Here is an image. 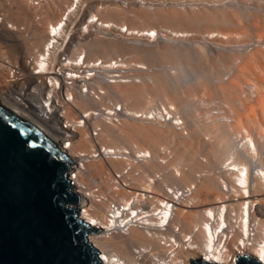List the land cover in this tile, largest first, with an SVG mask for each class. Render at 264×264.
I'll list each match as a JSON object with an SVG mask.
<instances>
[{
	"label": "bare ground",
	"instance_id": "1",
	"mask_svg": "<svg viewBox=\"0 0 264 264\" xmlns=\"http://www.w3.org/2000/svg\"><path fill=\"white\" fill-rule=\"evenodd\" d=\"M2 1L0 60L4 45L10 57L20 60L23 75L30 80L25 60L37 61L46 49L50 59L44 75L49 85L45 82L42 101L33 103L36 108L29 117L42 121L58 140L65 132L60 116L68 119L66 125L73 121L71 126L75 130L87 126L88 130L78 131V139L77 134L73 135L68 149L61 147L73 158L91 147L90 128H99L96 141L102 146L114 151L126 148L135 156H142L137 165L116 152L108 159L76 165L80 176L72 182L78 192H93V188L86 187L91 180L104 186L98 191L106 203L89 204L91 211L79 216L83 220L84 215L83 221L96 230L87 238L97 249L101 263L192 264L200 260L236 264L239 257H247L264 264V12L249 15L244 24L236 12L222 9L228 6L226 3L241 5L247 0H196L200 8L202 5L201 11L190 10L191 14L182 8L195 0H122L121 5L117 0H86L92 4L90 16H80L70 30L69 22L76 17L83 0L51 1L40 8H32L29 0H12L11 4ZM255 1L258 10L264 7L263 2L258 5L261 0ZM98 3L106 4L99 8ZM107 31L116 40L92 35L91 41L72 42L74 35ZM161 37L179 41L191 38L193 51L189 47L191 52L185 48L183 53L166 44L154 50H141L133 42L126 43ZM196 37L216 50L215 55H203L201 38L197 41ZM65 41L66 46L71 43L70 53L61 61L58 52L61 48L66 50ZM227 48L234 52L232 56L227 55ZM85 52L80 63L78 58ZM128 53L134 59H125L122 54ZM152 60L163 64L164 70L170 67L167 71L147 73L146 65ZM184 61L197 63L193 72L191 67L187 72L193 76L183 77L193 85L176 91L173 87L185 73L179 76L176 69ZM229 62L234 71L229 73L226 69L225 74ZM65 68H71L70 72L66 73ZM135 68L141 70L138 77L129 75ZM77 69L86 73L77 75ZM117 69L127 70L124 78L128 80L111 83L109 79L115 77L107 71L114 75ZM7 79L0 66V84H7ZM224 80L229 84L223 85ZM211 81L217 84L213 90L209 87ZM239 82L244 83V90ZM227 85L236 90V98L229 97L233 105L224 104L222 97L214 101L219 89L224 94L231 93ZM195 98L204 99L203 103L199 101L200 110L197 107L188 111L185 102ZM1 102L21 111L15 100L10 104ZM117 103L124 118L115 124L103 122L117 116L113 108ZM104 106L109 114L100 112ZM127 165L133 170L123 180L116 179L114 174L103 178L109 168L121 177L120 171ZM119 181L125 185L129 181L131 189H124ZM172 185L179 190L166 193ZM224 238L228 245L221 254L217 248Z\"/></svg>",
	"mask_w": 264,
	"mask_h": 264
},
{
	"label": "water",
	"instance_id": "2",
	"mask_svg": "<svg viewBox=\"0 0 264 264\" xmlns=\"http://www.w3.org/2000/svg\"><path fill=\"white\" fill-rule=\"evenodd\" d=\"M70 171L48 127L0 101V264H102ZM236 264L258 263L239 257Z\"/></svg>",
	"mask_w": 264,
	"mask_h": 264
},
{
	"label": "built area",
	"instance_id": "3",
	"mask_svg": "<svg viewBox=\"0 0 264 264\" xmlns=\"http://www.w3.org/2000/svg\"><path fill=\"white\" fill-rule=\"evenodd\" d=\"M51 1H57V0H29L30 2V6L32 8H40L44 5H46L47 3L51 2ZM77 1V0H75ZM0 28L2 26V24L4 23L2 20L3 16L2 13H0ZM38 19V16H36V20ZM35 20V21H36ZM9 27V25H7ZM10 29V28H9ZM12 32H16L14 29ZM0 36H1V29H0ZM67 41V40H66ZM64 42L63 47L66 46L67 42ZM69 45L66 46V50H64V48H61L60 51L58 52V55H60V60L61 61H65V58L67 57L68 53H70L69 50ZM6 46L2 45L1 47V51L4 54L3 57L0 60V66L1 69L5 72V75L8 76V79L6 80L7 84H2L0 85V101H5L8 104H10V101L15 100L17 101L19 104H16L20 109H21V113L28 116L31 114V112L33 111V107L36 108V105H34V102H41L42 101V97L43 94H45L44 91V84L46 82L47 85H49L48 80L45 81L44 79V75H46V71L49 67V55L47 53V49L45 50V54L43 57H38L37 61L33 58H29L25 60V65L27 67V70L30 72L32 79L27 80L26 77L23 75L22 69L23 68L21 66V62L20 60H16L13 57H10L7 52L5 51ZM8 50V48H7ZM77 53H75L74 55H76ZM84 55H80V57L78 58V61L81 63V61L83 60ZM60 63V61H59ZM100 63V62H99ZM98 64V63H97ZM113 65V64H112ZM114 66V65H113ZM66 69V73L70 72L69 70L71 68H65ZM75 68H72V70ZM118 72H116L114 75H112L113 73L111 72V70L107 71V74L115 78H110L109 81H111V83L115 81H118L119 79L121 80H128L127 78H124V76L127 75V70H119L117 69ZM74 72V71H71ZM78 74L80 75L82 74V72H85L83 69H77ZM86 73V72H85ZM74 74V73H71ZM54 75V74H52ZM116 76H123L122 78H116ZM60 77V76H59ZM87 79V78H86ZM110 83V84H111ZM46 97V95H44ZM43 105V104H42ZM108 106H112V102H108L107 103ZM113 108L116 109V113L117 116L113 115L111 119H107V120H102L103 122H106L107 124H115V123H119L124 117L121 115V110H120V106L115 105L113 106ZM156 109V108H155ZM109 109H105V106L100 108V112L103 114H109ZM157 110V109H156ZM154 113V111H153ZM29 114V115H28ZM65 119L63 116H60V121L62 122V127L65 130V132H63L62 134L59 135V141L61 144V147L68 149L70 147V144L72 139H73V135L77 134L76 139H78L79 137V133L78 131L80 130H88L86 129L87 126L85 128H80L75 130L73 128V126H71V122L70 121L67 122L68 125H66L65 123ZM81 122H83V119H80ZM79 121V122H80ZM79 126H82V124H80ZM92 127V126H90ZM97 130L99 131V128H97ZM98 131H95L94 128H90L89 132L91 133V137L93 138V140L91 141V147H89L88 149H86L85 151L80 152L78 155H76V158H73L72 156L66 154L70 159H71V171H70V185H71V190L73 192H76V194H78L81 198V202H79L78 204V215L80 216V214H88L91 209L89 208V204L92 205H97L102 203H106L103 202L105 201L104 198L102 197L100 191H98L99 188L104 189V186L102 185H97L94 182H92L93 180H91V182H87L86 186L88 188H93V192L91 193H81L78 192L73 185L72 180H74V178L79 177L80 173L79 170L76 168L77 164H88V163H92V162H96L99 159H108L109 156H111V154L113 152L116 153H123V156H127L128 158L132 159L133 161L131 162L132 165H137L141 163L142 160V156H135L134 154H132V152L129 149L126 148H122V149H115V151L113 149H110L111 147H107V146H102V144L98 143V141H96V136L98 134ZM163 156L165 155V152L163 150H161ZM133 156V157H130ZM135 156V157H134ZM148 158V157H146ZM79 159V162H78ZM169 159V158H168ZM168 162V161H167ZM164 164V163H163ZM109 168V166H108ZM82 169V168H81ZM133 170V167L130 165H127L124 169H122L120 171V176L116 175L114 172V169L109 168L106 171V174L103 176L104 179H106L107 176H112L113 174L115 175L116 179H120L123 180L124 177L128 176L129 173ZM82 175V174H81ZM86 175V174H85ZM106 176V177H105ZM135 176H138V172H135ZM95 180V179H94ZM122 183V181H119V183ZM117 182H115L116 184ZM130 182L128 181V183L125 185L122 183V185L124 186V189H131V186L128 185ZM119 186V185H118ZM117 186V187H118ZM179 187L172 185L166 193H176V190ZM132 190H137L132 189ZM180 192V191H179ZM177 192V193H179ZM137 193V192H135ZM109 191H106L105 195H108ZM90 195H95L97 196L95 199H92L90 197ZM85 199V200H84ZM95 200V202L93 201ZM87 204V206H86ZM86 206V208H85ZM86 210V211H85ZM85 220V216L83 215ZM86 223V222H85ZM228 239L226 240L225 238L221 241V243L219 244V247L217 248L221 254H224L226 251V246L228 245Z\"/></svg>",
	"mask_w": 264,
	"mask_h": 264
},
{
	"label": "rangeland",
	"instance_id": "4",
	"mask_svg": "<svg viewBox=\"0 0 264 264\" xmlns=\"http://www.w3.org/2000/svg\"><path fill=\"white\" fill-rule=\"evenodd\" d=\"M11 1V2H10ZM86 0H83V5L80 7L81 9L78 11V13H77V15H76V17L73 19L72 18V20L69 22L70 24H69V29L70 30H72L73 29V27L75 26V23H77V21H78V19H79V17L80 16H82V15H87L86 17H88V16H90V15H88V14H90L89 12L91 11V2L90 1H93V0H90L89 2L88 1H86ZM116 1V0H115ZM118 1H120V2H118ZM140 1V0H139ZM239 1V0H238ZM246 1V0H245ZM248 1L249 0H247L246 2H242V3H240L241 5H239V3H232L231 5H230V3H226V5H228V6H226V7H224L222 10H224V11H229V10H233L234 12H236L237 14H238V16H239V18H240V20H241V22L242 23H244V24H247V20L249 19V15L251 16V14H254V15H256V14H262L264 11H262V10H264V7L262 6V2L264 3V0H261V2L260 3H258V5H260L261 4V6H262V8H260L259 10H258V8L256 7V4H257V1H255V0H252L253 1V3L251 2V1H249V3L250 4H247L248 3ZM3 2V1H2ZM4 2H6L7 4H9V2H10V4L12 3V0H7V1H5L4 0ZM3 2V3H4ZM111 2H114V0H112ZM119 5H121V3H122V0H117L116 1ZM115 2V3H116ZM198 2V1H197ZM196 2V0L195 1H193V2H191L192 4H190V3H188L187 5H185V7H183L182 9H184V11L187 13V14H191L192 13V11L194 12V13H197V12H200L201 10V8H202V5H201V8H200V4H199V2L197 3ZM256 2V3H255ZM3 3H1V4H3ZM5 3V4H6ZM142 3V2H141ZM195 3V4H194ZM244 3V4H243ZM252 3V4H251ZM255 3V4H254ZM91 4V5H90ZM100 4V5H99ZM106 4V3H105ZM105 4H101V3H98L97 4V7H99V8H103L104 7V5ZM199 4V5H198ZM225 5V4H224ZM230 5V6H229ZM238 5V6H237ZM249 5V6H248ZM108 6V5H107ZM154 5H150V9L152 8V9H154V7H153ZM184 6V5H183ZM260 6V7H261ZM1 7V6H0ZM124 7H126V5L124 6ZM187 7V8H186ZM189 8H191V9H189ZM196 8V9H195ZM200 8V9H199ZM226 8V9H225ZM253 8V9H252ZM257 8V10H254V9H256ZM1 9V8H0ZM186 9V10H185ZM199 9V10H198ZM243 9V10H242ZM2 10V9H1ZM0 10V13H2L3 14V10L1 11ZM100 10V9H99ZM103 10V9H102ZM189 10V11H188ZM190 10H191V13H189L190 12ZM196 10H198L197 12H196ZM236 10V11H235ZM88 11V12H87ZM81 12V13H80ZM256 13V14H255ZM1 15V14H0ZM262 15H264V14H262ZM262 15L260 16V15H257V16H259V17H262ZM77 18V19H76ZM74 22V23H73ZM7 23V22H6ZM71 25V26H70ZM176 25H178L179 26V24H175V26ZM248 26V25H247ZM22 27V26H21ZM20 27V28H21ZM71 27V28H70ZM23 28V27H22ZM193 28V27H192ZM196 28H198V27H196ZM196 28H194V29H196ZM95 28H93V30H94ZM161 30H164L163 28L161 29ZM250 30V32H251V29H249ZM253 30V29H252ZM19 31V30H18ZM17 33V32H16ZM96 33V32H95ZM94 32H92V34H90L89 36L87 35V34H85L84 33V35L82 36V35H74L73 37L75 38L72 42L74 43V44H76V43H78L79 41H80V43L82 42L83 43V41H91V39H93L95 36H97L98 38H100V37H104L105 39H108L109 40V38H111V40L113 39H115V36H113V35H110V34H112L111 32H106V34H105V32H104V34L103 33H101V34H99V32H98V35H97V33L95 34ZM190 33H192V32H190ZM28 34V33H27ZM86 35V36H85ZM92 35H94V37L92 36ZM99 35H100V37H99ZM104 35V36H103ZM109 35V36H108ZM164 35L165 36H167L168 37V35L167 34H165L164 33ZM25 36H26V34H25ZM77 37V38H76ZM166 37V38H167ZM86 38H88V39H86ZM103 38V39H104ZM166 38H164L163 39V37H161L160 39H151L150 41H136V43L134 42V41H128V42H126L127 44L129 43L130 45H131V42H133L132 44H133V46H137V47H140L141 48V50L142 49H146V50H148V48H149V50H154L155 48L154 47H156V49H158V48H160L162 45H164V46H173L172 48L173 49H180V50H183L182 52L184 53V51H185V48H186V51L187 52H191V51H188L187 49L189 48V47H191L190 49L192 50L193 49V46L191 45L192 44V41H191V38L189 39H182V40H177V39H166ZM201 37H196V38H194V39H196L197 41L200 39ZM83 39V40H82ZM116 40V39H115ZM76 41V42H75ZM93 41V40H92ZM126 41V40H125ZM176 41H178V42H176ZM189 41V42H188ZM181 42V43H180ZM199 44H201L200 46H201V50L203 51V55H205V56H207V58H210V57H212V56H214L215 55V52H216V50H214L210 45L208 46V45H206L205 44V42H204V40L201 38L200 40H199ZM202 42H204V43H202ZM190 43V44H189ZM166 44V45H165ZM71 45V43L69 44V46ZM204 45V46H203ZM146 46V47H145ZM83 47V46H82ZM176 47V48H175ZM205 47V48H204ZM184 48V49H183ZM207 48V49H206ZM84 49H85V46H84ZM189 49V50H190ZM204 49V50H203ZM229 48H227V55H230V56H232V54L234 53H232V52H230L229 50H228ZM206 50V51H205ZM5 51L6 52H8V50H6L5 49ZM193 51V50H192ZM210 51H212L210 54H209V52ZM228 51L230 52L229 54H228ZM204 52H205V54H204ZM213 53V54H212ZM225 53H226V51H225ZM232 53V54H231ZM83 54V53H82ZM85 54H87L86 52L83 54L84 56H85ZM123 56H124V58L125 59H127L128 57H130L128 60H132V59H134L133 58V56L134 55H132V57H131V54H122ZM129 55V56H128ZM226 55V54H225ZM127 57V58H126ZM229 57V56H228ZM228 61V60H227ZM185 62V61H184ZM194 62V61H193ZM155 63V64H154ZM186 63V62H185ZM185 63H181L180 64V68L178 67V69H176L178 72H176V73H178L179 74V76H181V77H178V80H179V82L175 85V84H173V85H175L174 87H173V89H179V90H181V91H183L184 90V88H186L189 84H191V85H193V83H190L189 81H184L183 79V77H185V76H193L192 74L193 73H191L190 75H189V73H187V72H189L190 70V67H191V70L192 71H190V72H193V69H195V67L197 66V63H193L192 65L191 64H187L186 63V65H185ZM150 64V65H149ZM163 64H161L160 65V63H156L154 60H152V61H150L147 65H146V68H147V71H145V72H147V73H150V72H155V70L156 71H163L164 69H163V66H162ZM187 65H189V66H187ZM191 65V66H190ZM227 65H229V66H227ZM226 65V68H225V71H224V73L225 74H228V72L230 73L231 72V69L233 70V68H231V67H233V66H231L230 67V62H229V64H227ZM232 65V64H231ZM162 66V67H161ZM182 66V67H181ZM135 67V66H134ZM168 67H170V66H168ZM165 68V70L164 71H167V69H169V68ZM175 68H177L176 66H175ZM138 68H135V69H132V71L131 72H129V75L130 76H133V74H134V76L135 77H138V76H140V74H141V70H137ZM226 69H228L229 71L227 72L226 71ZM134 70V71H133ZM136 70V71H135ZM175 70V71H176ZM188 70V71H187ZM208 70V69H207ZM139 71V74L137 73ZM172 71H173V69H172ZM175 71H174V75H177V74H175ZM234 71V70H233ZM132 72H135V73H137V75L135 74V73H132ZM180 72V73H179ZM181 72L183 73V72H185V73H183V74H181ZM181 74V75H180ZM225 74H223V76H225ZM3 76H4V73H3ZM133 76V77H134ZM178 76V75H177ZM226 77V76H225ZM180 78V79H179ZM223 79H225V78H223ZM138 80V78H136V81ZM141 81V80H140ZM184 81V82H183ZM228 81V80H227ZM226 80H224L223 82V85H226V84H229V81L227 82ZM193 82V81H192ZM213 81H211V83H212ZM226 83V84H225ZM137 84H140V83H137ZM179 84V85H178ZM237 84H239V86L240 87H242V89H243V87H244V83L242 84V82H239V83H237ZM0 85H2V84H0ZM209 85H211V86H209L210 88H211V90H213V89H215V86H217V84L215 83V82H213L212 84H209ZM246 85V84H245ZM228 86H230V85H227L226 87H228ZM213 88V89H212ZM232 88V89H231ZM228 87V89H230V94L228 95V91H227V93L226 94H224V93H222V91L219 89L218 91H217V96H218V98H216V96L214 97L215 99H214V101L216 102L217 101V99H222V100H224L223 102H225L224 104H229L230 103V105H231V103L232 102H229V97H231V98H233V99H235L236 98V90H234L233 89V87ZM174 90V91H175ZM216 90H217V87H216ZM244 90V89H243ZM173 91V90H172ZM177 91V90H176ZM234 93H235V95H234ZM219 95H221V96H219ZM227 96H228V99H227ZM235 96V97H234ZM222 97V98H221ZM239 97V96H238ZM201 98H204L203 96H201ZM201 98H199V101H203L204 99H201ZM194 101V102H193ZM199 101H197L196 100V98L194 99V100H192V101H190L189 103H191L190 105H189V103H188V101L187 102H185L186 103V105H184V106H186V108H187V110L188 111H192V109H197V107L199 108V110H200V108H201V103H199ZM201 101V102H202ZM221 101V100H220ZM184 103V104H185ZM203 103V102H202ZM195 104L197 105V106H195ZM234 103H232V105H233ZM237 104V103H236ZM187 105L190 107V110H189V108L187 107ZM194 105V106H193ZM193 107V108H192ZM180 113H182V109L179 111Z\"/></svg>",
	"mask_w": 264,
	"mask_h": 264
},
{
	"label": "snow or ice",
	"instance_id": "5",
	"mask_svg": "<svg viewBox=\"0 0 264 264\" xmlns=\"http://www.w3.org/2000/svg\"><path fill=\"white\" fill-rule=\"evenodd\" d=\"M154 35V34H153Z\"/></svg>",
	"mask_w": 264,
	"mask_h": 264
}]
</instances>
